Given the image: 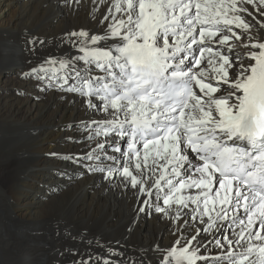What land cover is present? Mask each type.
<instances>
[{
	"label": "snow or ice",
	"instance_id": "1",
	"mask_svg": "<svg viewBox=\"0 0 264 264\" xmlns=\"http://www.w3.org/2000/svg\"><path fill=\"white\" fill-rule=\"evenodd\" d=\"M106 22L21 74L101 114L68 125L85 150L65 159L175 226L161 264H264V0H111Z\"/></svg>",
	"mask_w": 264,
	"mask_h": 264
},
{
	"label": "bare ground",
	"instance_id": "2",
	"mask_svg": "<svg viewBox=\"0 0 264 264\" xmlns=\"http://www.w3.org/2000/svg\"><path fill=\"white\" fill-rule=\"evenodd\" d=\"M110 4L0 0V264H73L89 255L91 264H140L141 258L161 264V253L176 239L166 219L153 214L145 222L135 215L142 203L135 191L118 181L110 186L99 172L65 159L85 150L80 132L68 125L101 114L89 117L79 96L41 91L37 81L21 75L49 56L77 54L62 42L65 34H100ZM247 7L261 20L255 5ZM219 251L210 247L208 254Z\"/></svg>",
	"mask_w": 264,
	"mask_h": 264
},
{
	"label": "rangeland",
	"instance_id": "3",
	"mask_svg": "<svg viewBox=\"0 0 264 264\" xmlns=\"http://www.w3.org/2000/svg\"><path fill=\"white\" fill-rule=\"evenodd\" d=\"M215 255V254H214ZM211 262V261H210Z\"/></svg>",
	"mask_w": 264,
	"mask_h": 264
}]
</instances>
